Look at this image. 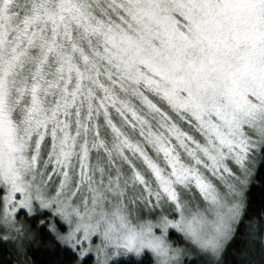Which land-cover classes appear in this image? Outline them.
Masks as SVG:
<instances>
[{"label": "snow or ice", "instance_id": "obj_1", "mask_svg": "<svg viewBox=\"0 0 264 264\" xmlns=\"http://www.w3.org/2000/svg\"><path fill=\"white\" fill-rule=\"evenodd\" d=\"M261 170L264 0H0L15 264H264Z\"/></svg>", "mask_w": 264, "mask_h": 264}, {"label": "trees", "instance_id": "obj_2", "mask_svg": "<svg viewBox=\"0 0 264 264\" xmlns=\"http://www.w3.org/2000/svg\"><path fill=\"white\" fill-rule=\"evenodd\" d=\"M248 199L250 202L249 209L252 216H257L262 210H264V170H261L255 179V182L251 185L248 192ZM173 239L180 240V237L176 234L173 235ZM41 243L44 244V248L36 247L30 252L31 258L36 261V264H60L68 258L69 253L53 248L50 252L47 251L49 241L44 238ZM244 235L241 234L235 244L234 249L239 251L245 246ZM229 264H240L241 257L234 255L230 252L228 256ZM0 264H15V256L10 251V246L3 241H0ZM122 264H131L129 258L123 259ZM144 264H149L148 260L144 261Z\"/></svg>", "mask_w": 264, "mask_h": 264}, {"label": "rangeland", "instance_id": "obj_3", "mask_svg": "<svg viewBox=\"0 0 264 264\" xmlns=\"http://www.w3.org/2000/svg\"><path fill=\"white\" fill-rule=\"evenodd\" d=\"M177 235V234H176ZM127 258V257H126ZM126 258H124V259H126Z\"/></svg>", "mask_w": 264, "mask_h": 264}]
</instances>
